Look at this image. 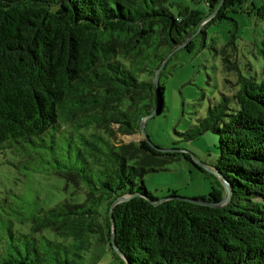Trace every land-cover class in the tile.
<instances>
[{"label":"trees","instance_id":"1","mask_svg":"<svg viewBox=\"0 0 264 264\" xmlns=\"http://www.w3.org/2000/svg\"><path fill=\"white\" fill-rule=\"evenodd\" d=\"M220 2L207 1L205 18H185L173 0H0V155L10 152L18 169L72 187L47 209L39 200L26 204L21 193H0V264H80L92 238L115 245L124 264H264V71L258 81L231 64L238 72L232 94L179 134L183 142L219 136L213 169L231 187L225 206L196 205L177 191L154 205L149 199L163 200L144 178L182 157L194 163L193 156L176 145L112 138L115 127L141 134L158 90L157 115L164 113L169 62L159 88L157 72ZM244 6L226 0L201 34ZM248 13L264 22V3ZM123 197L130 199L114 208L113 224L111 207ZM225 197L219 179L198 200L221 204Z\"/></svg>","mask_w":264,"mask_h":264},{"label":"rangeland","instance_id":"2","mask_svg":"<svg viewBox=\"0 0 264 264\" xmlns=\"http://www.w3.org/2000/svg\"><path fill=\"white\" fill-rule=\"evenodd\" d=\"M208 0H173L175 13L184 11L187 18L192 13L199 18L209 15ZM264 0H245V10L231 11L230 20L209 24L201 34L204 23L197 32L173 54L164 72L165 110L150 119L146 130L153 144L163 149L184 150L193 156V161L180 158L166 170L149 173L144 178L147 190L155 198L163 200L170 192L177 191L180 197L198 199L207 197L217 186L218 177L212 173L219 158V136L208 132L192 142H183L180 133L188 131L205 117L210 106L220 103L224 95L233 92L238 81V72L231 67L237 63L246 76L258 81L264 71V22L248 9L263 5ZM195 41L191 49L185 46ZM233 42L232 45L230 43ZM229 59L230 62L225 61ZM231 68V69H230ZM115 143H131L143 140L142 134L125 135L114 129ZM202 167L200 170L198 167ZM64 180L48 175H37L18 169V158L10 152L0 155V193H21L26 204L39 200L46 209L52 208L70 196L72 187L66 188ZM17 204L18 200L9 198ZM83 200L80 196L79 200ZM117 255V256H116ZM80 264H124L121 256L109 244H100L92 238V245Z\"/></svg>","mask_w":264,"mask_h":264},{"label":"water","instance_id":"3","mask_svg":"<svg viewBox=\"0 0 264 264\" xmlns=\"http://www.w3.org/2000/svg\"><path fill=\"white\" fill-rule=\"evenodd\" d=\"M225 1L226 0H221V2H220V5L218 6V8H217V10L214 12V14L204 23V25L209 21V20H211L212 18H214L217 14H218V12L220 11V9L222 8V6L224 5V3H225ZM176 52V51H175ZM174 52V53H175ZM174 53H172V54H170L168 57H167V59L165 60V63L163 64V66H162V68L157 72V74H156V84H157V87L159 88V83H160V80H159V75H160V73L165 69V67H166V65H167V63L170 61V59L172 58V56H173V54ZM157 98H158V105H157V108L155 109V111L152 113V114H150L149 116H147L145 119H143V121H142V123H141V134H142V136H143V138L145 139V140H147L148 142H150L151 144H152V142H151V140H150V137H149V135H148V133H147V130H146V126H147V122L150 120V119H152V118H154L157 114H158V112H159V109H160V107H161V103H162V98H161V95H160V93H159V90L157 91ZM212 173L213 174H215L221 181H222V184H223V186L225 187V190H226V197H225V199L223 200V202L221 203V204H210V203H207V202H204V201H200V200H198V199H189V198H179V199H181V200H185V201H188V202H190V203H193V204H196V205H202V206H210V207H222V206H225V205H227L229 202H230V199H231V195H232V191H231V187H230V185L222 178V176L220 175V173H218L216 170H212ZM130 198L129 197H123V198H119V199H117L115 202H114V204L112 205V207H111V211H110V216H111V218H112V221H113V224H114V219H113V210H114V208L117 206V205H119V204H121V203H123V202H127L128 200H129ZM149 201L151 202V203H153L154 205H160L162 202H164L165 200H163V201H160V202H158V203H155V202H153L152 200H150L149 199ZM114 228H115V225H114ZM114 234H115V229H114V233H113V238H112V243L114 244ZM114 248H115V251L122 257V258H124L125 259V256L121 253V251L114 245Z\"/></svg>","mask_w":264,"mask_h":264}]
</instances>
